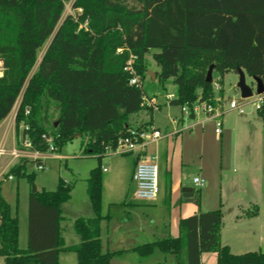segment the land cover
Returning a JSON list of instances; mask_svg holds the SVG:
<instances>
[{
  "label": "trees",
  "instance_id": "obj_1",
  "mask_svg": "<svg viewBox=\"0 0 264 264\" xmlns=\"http://www.w3.org/2000/svg\"><path fill=\"white\" fill-rule=\"evenodd\" d=\"M71 1L0 0V124L16 106L18 138H29L32 150L40 153L50 152L51 144L58 152L81 138L84 151L99 162L87 180L95 216L76 220L80 243L67 247L62 205L70 200L73 187L60 180L55 191L32 192L28 247L23 250L19 222L1 196L0 181V257L5 264H60L64 253L75 254L77 264H113L130 252L143 263L161 255L164 261L172 257L174 264H202V255L215 253L217 264H264L263 252L234 254L221 244L220 209L183 220L176 238L167 234L130 250L112 251L101 240V160L132 128L130 118L149 108L142 86L129 84L125 67L130 58H136L134 66L142 79L145 56L156 50V79H172L177 86L171 105H217L215 73L223 78L242 69L264 82V0H74L73 9L81 12L62 20ZM258 114L264 120V107ZM29 161L20 159L4 180L17 176L32 183L35 174L26 173ZM162 179L159 170L160 190ZM164 179L169 198L170 174ZM258 213L253 206L244 216Z\"/></svg>",
  "mask_w": 264,
  "mask_h": 264
},
{
  "label": "crops",
  "instance_id": "obj_2",
  "mask_svg": "<svg viewBox=\"0 0 264 264\" xmlns=\"http://www.w3.org/2000/svg\"><path fill=\"white\" fill-rule=\"evenodd\" d=\"M147 106L149 105L147 104ZM158 108H160L159 105ZM16 113L17 108L15 107L10 115L0 124V128H4L5 130L4 141L7 140V137L10 134L13 138L18 139L15 126ZM201 115L204 116V114ZM138 116V114L133 115V120L132 122L130 121L133 128L150 124L149 127H154L161 131L164 130L165 133L168 130H176L180 126L184 129L177 134L178 138H172L174 136H170L164 138L156 144L149 145L147 147L146 154L139 159L147 161L148 159L156 158L163 179L161 181L160 194L155 200L141 201L135 197V185L132 181V175L135 170L136 163L138 162L136 159L137 156H119L108 154L106 156L108 158H112V160H110V166L106 165L107 167L103 165V160H101L103 170L102 201L103 215L105 216L102 221L101 240L105 247L112 251L130 250L141 244L138 243L141 238L147 240L149 237H155V235L159 232V227H162L164 234H169L171 237L176 238L180 234L179 226L183 220L194 215L220 209L222 212L223 222L221 227L222 237L224 236L226 228L225 222H229L228 233H230L232 240L236 239L238 241H242L240 243V248L248 250V252H262L264 250L262 244L264 237V191L262 190L259 182L252 178V176L248 175V173L233 176L231 178L225 177L222 173L220 177L213 180L208 172L203 171L202 166L205 151L204 141L201 140L202 137L200 133L192 132V129L197 126H203L206 122L204 118L205 116L203 117V120L187 125L186 127L184 126L186 122L183 118L186 117L193 120L198 115L195 117H187L182 114L181 119L173 118L171 119L170 124H166L164 127L154 124L153 121L139 123L136 119ZM255 137L256 130L253 128L249 143L254 146H256L257 142V138ZM258 142L260 143V139ZM251 145L249 147L250 149L252 148ZM150 146H153L152 153L148 154V148ZM48 158L62 160L65 157L61 154L49 157L44 154L42 161L44 165H46V160ZM176 158H178L181 163V168H179L180 170H178L177 174L175 172ZM233 159L241 166L244 165L243 169L246 168V171L247 169L248 171L250 170L249 167L245 165L246 161L244 162L242 158L239 159V157L234 155ZM14 160L15 159L12 158L10 162H14ZM196 160L200 164V170L197 173H192L190 171V164L195 163ZM254 160H257L258 162L262 161V156L257 154L255 155ZM251 162L252 161H250V163ZM251 165L252 164H250V166ZM168 173L170 174L171 182L169 198L165 190L164 179ZM196 177L205 181V186L203 188L196 187L194 183V178ZM86 188L87 200H85L84 204H82L80 208L75 209L71 206L69 203L71 198L68 202L62 205L63 220L61 221V228L63 231L65 245L67 247L80 243V238L74 230L76 220L79 218L91 219L95 216L88 195V182ZM218 188L223 195L226 194L227 201L223 203L221 201L220 203L217 201L215 205L211 207L205 206V194H207L210 189L217 190ZM185 189H192V191H184ZM190 195L191 197H189ZM257 204H259V206ZM253 206H257L259 208L258 215L252 218H246L244 216V211L250 210ZM69 216H71V218H69ZM67 222H73L72 228L77 237L72 238L74 241V244L72 245H68L65 238V233L68 228L65 226ZM254 242L261 244H257L258 249L254 247L256 246L253 244ZM226 244L230 246L231 249L234 247L231 243L225 242L224 245ZM65 255L66 253L61 254L60 264H62L63 257ZM123 258L124 257L121 259ZM120 262L121 260L119 261V264ZM113 263L115 264V261ZM0 264H5L3 257H0Z\"/></svg>",
  "mask_w": 264,
  "mask_h": 264
},
{
  "label": "rangeland",
  "instance_id": "obj_3",
  "mask_svg": "<svg viewBox=\"0 0 264 264\" xmlns=\"http://www.w3.org/2000/svg\"><path fill=\"white\" fill-rule=\"evenodd\" d=\"M73 1L74 0L66 3L62 20H64L68 15L75 16L76 12H81V10L75 11L73 9ZM81 28H85V26H81ZM47 47L48 43L39 53L38 62L34 68V71L40 63ZM154 52H156V50H152L145 56V65L147 71L144 78H142L141 80L144 95L147 98L146 100L149 102L148 107L152 108V99L156 101L157 106L154 108L153 112L149 108H143L138 113L139 116L136 119L139 123H147L149 121H153L154 124L164 127L166 124L169 125L171 119L173 118L181 119L182 107L170 105L169 101L167 100V98L169 97H173L174 99L177 95V86L174 84L173 80L170 79L164 83H161L158 79H153L150 75H156L160 72L159 66L152 58V54ZM2 68L3 66L2 64H0V71L2 70ZM238 82L239 76L237 73H227L223 78H220L217 73L214 74V83L216 86L215 98L222 100L221 111L225 112L221 118L223 123L221 129L222 134L216 133V121L213 119L206 120V118L201 115L202 113H198V116L193 120L191 118L184 117L183 119L186 122L184 126L186 127L187 125L197 123L198 121L203 120V117L205 118L206 122L203 124V126H197L193 128L192 132H199L202 137L201 140L204 141L205 151L202 169L204 172H208L213 180H216L218 177H220L222 173L227 178L248 173V175L252 176V178L256 179L257 182H259L262 190L264 191V120L259 116L255 107L250 104L251 101L257 99V95H254L248 100L242 99L241 93L237 88ZM246 82L255 91L256 84L248 75H246ZM234 100L238 101L239 103H248V106H246L245 115H240L237 112L229 111V104ZM144 104L147 105V102L145 101ZM158 105L160 106V108H158ZM132 117L130 118L131 122L133 120ZM253 128L256 130V146L249 143ZM183 129L180 126L178 129L173 131L168 130L166 133H175L176 136L174 135V137L172 138H178L177 134L180 133V131H183ZM162 132L165 133L164 130H162ZM4 139L5 130L4 128H0V147L4 146L7 150H12L14 148H17L19 145V138H13L11 134L7 137L6 141H4ZM259 139L260 143L258 142ZM250 145L252 147L251 149L249 148ZM152 148L153 146H150L148 148V154L152 153ZM58 154H61L65 158L62 160L48 158L46 160L44 170H37L36 163L32 159H30V161L26 165V173L35 174V179L32 183L26 177L18 178L17 176H11L9 179L4 180V175L7 174L9 170L14 166L16 160H14V162H10L12 157L8 154L0 156V181H2L1 196L10 206L12 216L16 217L19 222V247L23 250L27 249L28 247L29 196L32 193L33 185L39 191L43 189H45L46 191H55L59 185L60 180H62L66 184H69L73 187L71 200L69 201L72 207H74L75 209L80 208L82 204H84L85 200H87L86 180L91 170L98 167V158L90 156L84 151V148L82 147V139L79 137L73 139L71 142H68L60 149V151L48 152L46 153V156L49 157ZM257 154L262 156V161L258 162L257 160H254V157ZM234 155L236 157H239V159L242 158L244 162L246 161L245 165L248 166L250 170L248 171L247 169L246 171V168L243 169L244 165L241 166L240 164L236 163L233 159ZM102 160L104 163L103 165L107 167L110 166V160H112V158H108L107 156H105L104 158H102ZM150 160L151 159H148L147 161ZM18 161L19 159L16 161V163ZM250 161L252 162L250 163ZM250 164L252 165L250 166ZM175 165V172L177 174L178 170H180L179 168H181V163L178 158H176ZM190 165V171L192 173H197L200 170V164L197 162V160L195 163H192ZM204 197L206 199L205 206L210 207L215 205L217 201L219 203L220 201L222 203L227 201L226 194L223 195L219 188L217 190H208V193L205 194ZM257 205L259 206V204ZM69 218H71V216H69ZM72 225L73 222H67L65 225L66 227H68L65 233V238L68 245L74 244V241L72 240L73 237L77 238ZM225 225L226 228L224 231V236L222 237V235H220L221 244L224 245L225 242L231 243L234 246L232 249L230 246H228L227 244L226 245L230 247L231 252L234 254L247 253L248 250H243L242 248H240V243L242 241H238L236 239L232 240L230 233H228L229 222H225ZM158 231L159 232L157 235H155V237H149L147 238V240L141 238L138 243L144 244L153 242L167 235L163 233L162 227H159ZM255 240L257 241L256 238ZM253 244L256 245L254 246L256 249H258V245H261L258 242H254ZM262 244L264 247V237ZM262 252H264V250ZM159 256L161 255H156L153 259H150L148 262L143 263L137 259L134 253L130 252L127 253L123 259L120 258L122 262H120V264H174V260L172 257L164 261ZM120 260L115 259V264H119ZM201 263L217 264L216 254L205 253L202 257ZM62 264H77L75 254H66L63 257Z\"/></svg>",
  "mask_w": 264,
  "mask_h": 264
},
{
  "label": "built area",
  "instance_id": "obj_4",
  "mask_svg": "<svg viewBox=\"0 0 264 264\" xmlns=\"http://www.w3.org/2000/svg\"><path fill=\"white\" fill-rule=\"evenodd\" d=\"M136 58L131 57L125 71L129 73L130 80L129 84L132 86L140 87L142 86L141 77L137 74L136 68L134 66ZM2 64V62H0ZM1 75V71H0ZM216 87V86H215ZM256 95V94H254ZM252 98V97H251ZM144 97V100L149 105V102ZM173 97L167 98L170 102ZM249 99V98H248ZM244 99V100H248ZM217 105H213L207 102L196 103L192 107L184 106L182 107V114L187 117H195L198 113L204 114L206 120L213 119L216 121V133L222 134V116L224 111H221V99H215ZM153 108L157 106L154 99L151 100ZM257 112H260L264 107V94L257 95V99L251 101V103ZM246 106L248 103H239L234 100L229 104V111L237 112L240 115H245ZM28 113V111H27ZM175 133H163L161 130L149 127L147 129L138 130L137 128H130L127 134L118 140L117 146L114 150L110 151V155H133L143 157L147 152V147L151 144H156L163 140L164 138L174 136ZM51 143V139H48ZM18 147L12 150H7L4 146L0 147V156L8 154L15 160H20L23 158L32 159L37 162V170H44L45 165L42 162L44 154L32 150V144L29 138L20 137L18 142ZM55 151V147L51 144L50 152ZM132 181L135 184V197L141 201H152L158 198L160 194L159 186V167L156 158H152L150 161L139 160L135 166L133 172ZM194 183L196 187L203 188L205 186V181L199 177L194 178Z\"/></svg>",
  "mask_w": 264,
  "mask_h": 264
},
{
  "label": "water",
  "instance_id": "obj_5",
  "mask_svg": "<svg viewBox=\"0 0 264 264\" xmlns=\"http://www.w3.org/2000/svg\"><path fill=\"white\" fill-rule=\"evenodd\" d=\"M212 73H213V66H211L209 71H208V75H207V81L208 82L212 81ZM150 75L152 76L153 79H156L155 74H150ZM238 76H239V82L237 84V88L239 89V91L241 93L242 99L251 98L254 96V94H256V95L264 94V82L261 79L253 78V81L256 84V86H255L256 89L254 91L253 88L247 84L246 74L242 69H238ZM184 191L191 192L192 189H185ZM32 192L33 193L37 192V188L34 185L32 187ZM189 197H191V195Z\"/></svg>",
  "mask_w": 264,
  "mask_h": 264
}]
</instances>
